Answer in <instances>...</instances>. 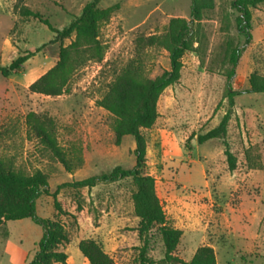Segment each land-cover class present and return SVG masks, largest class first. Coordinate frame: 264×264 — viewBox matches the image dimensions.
<instances>
[{"label":"rangeland","instance_id":"1","mask_svg":"<svg viewBox=\"0 0 264 264\" xmlns=\"http://www.w3.org/2000/svg\"><path fill=\"white\" fill-rule=\"evenodd\" d=\"M91 0H24L61 30L78 16ZM232 0H214V8L194 27L196 52L182 58L180 77L166 88L157 102L158 118L151 129H142L146 142V174L155 180L166 225L182 231L175 254L188 261L196 248L213 249L216 264H264V101L260 94L246 92L251 73L264 76V2L251 9V42L245 47L230 80L236 91L226 141L236 158L229 172L220 139L202 144L196 135L217 126L228 108L224 58L226 42L241 46L244 37L236 32ZM17 0H0V66L25 51H35L20 72L0 75V155L13 161L25 173L40 170L47 175L48 190L88 177L108 173L119 166L134 165L132 136L114 144L113 117L96 105L115 75L132 60L142 63L143 75L153 78L169 69L167 54L160 48L143 45L140 39L164 31L172 17L188 18L190 0H99L97 7L108 9L100 24V40L106 50L101 62L89 61L79 68L58 97L33 94L28 86L52 67L60 46L68 39L52 41L54 34L38 20L21 17ZM52 117L57 142L71 159L66 171L39 141L28 135V112ZM193 134V136H191ZM249 152L253 165L246 161ZM131 179L99 183L87 190L61 187L56 199L77 220L58 215L53 197L36 201V214L60 222L69 242L62 249L66 264H88L78 250L82 239H92L115 264L156 261L164 248L158 226L146 238L138 235L139 219L134 215ZM76 204L84 211L78 214ZM42 230L29 219L8 221L0 226V264H9L4 246H17L36 253Z\"/></svg>","mask_w":264,"mask_h":264},{"label":"trees","instance_id":"2","mask_svg":"<svg viewBox=\"0 0 264 264\" xmlns=\"http://www.w3.org/2000/svg\"><path fill=\"white\" fill-rule=\"evenodd\" d=\"M99 0L86 3L80 14L72 18L61 30L53 28L39 13L30 10L23 2L17 0L14 10L24 18H33L45 25L53 34L52 41L68 39L69 43L60 46L55 64L28 86L33 94L58 97L68 91V85L75 72L89 61L101 62L106 47L100 40V24L110 14L108 9L97 7ZM264 0H232L230 7L237 13L234 24L236 32L244 37L241 46L232 40L226 42L223 60H227L230 69L226 73V90L228 108L220 122L204 134L196 135V142L202 144L211 139H220L223 145L227 169L232 172L236 168V158L229 149L225 139L226 127L233 107V98L237 94L230 87V80L235 74V67L241 53L251 42V9L256 8ZM214 8V0H190L189 16L172 17L168 20L164 31L140 39L143 45L157 47L166 52L169 69L161 74L147 78L143 75L142 63L139 60L128 62L109 83L106 92L96 101V105L113 117L112 131L114 144L119 145L124 136H132L135 142L133 155L134 165L130 169L119 166L108 173L92 176L83 180L64 183L50 193L47 175L35 170L28 174L17 169L13 161L0 155V226L8 221L29 219L39 226L42 235L36 244V253L27 264H66L67 254L62 247L69 242L63 225L53 219L41 218L36 214V201L42 195L53 197V207L58 215L69 216L77 220L76 214L65 211L56 199L61 187L73 189H91L99 183H113L122 179H131L134 192L131 195L134 215L139 219L137 232L143 239L149 231L158 226L164 248L163 256L156 261H146L144 252L146 241L140 251L142 263L147 264H216L215 253L209 246H199L188 261L175 254L182 231L167 226L162 204L156 194L155 180L145 173L146 142L142 129H151L158 118L157 102L163 91L176 84L183 66L182 58L186 53L196 52L197 39L194 27L198 26L205 14ZM35 51H25L10 61L6 67L0 66V75L7 77L20 72L25 62ZM248 93L260 94L264 101V76L251 73L248 77ZM28 135L37 139L52 158L61 164L66 171L74 168L71 159L57 142L55 121L48 115L28 112L25 115ZM193 136V134L191 135ZM246 161L252 163L249 152ZM75 211L80 214L84 208L76 204ZM78 250L88 264H115L102 247L92 239H82L77 244Z\"/></svg>","mask_w":264,"mask_h":264},{"label":"crops","instance_id":"3","mask_svg":"<svg viewBox=\"0 0 264 264\" xmlns=\"http://www.w3.org/2000/svg\"><path fill=\"white\" fill-rule=\"evenodd\" d=\"M4 250L6 251L5 254L8 255L9 264H27L33 258L28 250H23L17 246L8 247L6 245ZM66 262H68V256Z\"/></svg>","mask_w":264,"mask_h":264}]
</instances>
